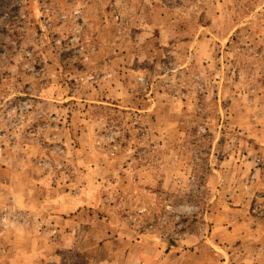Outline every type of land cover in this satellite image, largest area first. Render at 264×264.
<instances>
[{
  "label": "rangeland",
  "instance_id": "1",
  "mask_svg": "<svg viewBox=\"0 0 264 264\" xmlns=\"http://www.w3.org/2000/svg\"><path fill=\"white\" fill-rule=\"evenodd\" d=\"M0 264H264V0H0Z\"/></svg>",
  "mask_w": 264,
  "mask_h": 264
}]
</instances>
